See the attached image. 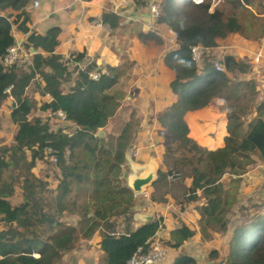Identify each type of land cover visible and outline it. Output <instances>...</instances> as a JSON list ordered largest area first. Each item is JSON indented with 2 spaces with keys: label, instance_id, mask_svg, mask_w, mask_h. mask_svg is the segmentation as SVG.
<instances>
[{
  "label": "trees",
  "instance_id": "trees-1",
  "mask_svg": "<svg viewBox=\"0 0 264 264\" xmlns=\"http://www.w3.org/2000/svg\"><path fill=\"white\" fill-rule=\"evenodd\" d=\"M35 1L0 0V105L8 99L6 91L10 89V121L16 128L13 141L0 145V264H61L80 237L89 239L96 232L106 264H128L139 249L144 254L149 252L152 240L163 228L162 218L137 228L132 220L136 197L126 182L124 166L141 119L133 111L116 135L106 132L99 137L98 132L107 129L127 100V88L121 87L129 81L128 72L135 63L128 64L123 56L118 66L99 67L85 64V53L67 57L58 54L59 27H51L45 34L29 28L26 10ZM134 1L146 5L149 0ZM158 3L157 25L177 34V44L164 57L165 66L175 75L170 89L177 100L157 115L162 136L185 153L173 159L171 169L188 170L190 177L195 173L194 180L208 187L218 185L226 174L232 175L229 187L221 194H199L190 186L175 204L183 211L189 204L208 201V206L198 208L202 232L206 237L207 231L225 234L229 214L241 193V176L253 164L251 156L238 149V142L252 144L264 163V99L257 95L254 100L248 83L230 77L249 73L247 64L229 55L222 62L225 71L218 72L208 54L229 35L250 39L262 32L264 5L258 0H224L212 11V0ZM101 22L112 32H127L145 46L163 43L157 30L146 31L139 22L124 23L109 9ZM14 27L26 35V48L36 53L30 61L5 66L2 60L15 44ZM196 46L204 49L201 63L193 59L192 49ZM71 65L75 66L73 71ZM93 73L99 74L98 79L92 78ZM34 83L44 97H49L40 106L28 95ZM217 100L223 102L227 115V136L223 147L209 150L190 136L186 115L210 107ZM36 109L39 114L63 112L65 126L54 129L50 120L41 116L31 121ZM51 155L57 160L53 163L55 188L50 174L40 178L34 173L38 162H51ZM171 169L159 170L157 181L173 178ZM17 193L20 201L13 204L11 199ZM121 222L123 229L118 231ZM195 235V230L182 223L171 231L166 244L177 250ZM172 264L197 261L181 255ZM226 264H264L263 211L234 230Z\"/></svg>",
  "mask_w": 264,
  "mask_h": 264
},
{
  "label": "crops",
  "instance_id": "crops-1",
  "mask_svg": "<svg viewBox=\"0 0 264 264\" xmlns=\"http://www.w3.org/2000/svg\"><path fill=\"white\" fill-rule=\"evenodd\" d=\"M36 1L39 3L37 7H34L32 3L26 10L30 17L29 28L39 34H45L49 28L59 27L61 34L59 38L60 44L56 50L58 54L67 57L72 53H85L84 63H95L99 67L109 64L118 66L121 64L123 56H128L131 61H134L135 64L128 72L131 77V92L127 99L139 111L138 115L141 116V123L138 128L137 138L126 154L125 179L128 186L132 189L131 185L135 179L144 178L150 173L155 175V180L151 185L145 186L142 193L135 195L134 228L158 218L163 219V225L165 221H172L174 219V211L169 210L174 206L173 200L163 208L158 207L155 202L150 200V197L156 192L155 185H158V171L167 172L172 167L171 164L174 158H181L185 155L182 149L172 146L170 141L162 136L163 129L157 121L159 112L171 106L177 100V97L172 94L170 89V83L174 80L175 75L164 64V57L169 48L165 44L162 47L160 46V48L145 46L137 38L132 40V46L121 47L116 39V32H112L106 25H103L101 18L104 11L109 9L118 13L124 23L139 22L146 31H159L167 28L157 25L156 19L149 12L148 2L144 5L134 0H98L94 2H83L81 0ZM128 16H130L131 20H129ZM117 34L131 38L127 32L123 34L117 32ZM158 35L162 37L159 33ZM164 35L162 39L167 41L168 34L164 33ZM13 36L15 40H26V35L19 32L16 27L13 29ZM232 39H226V42H231ZM253 46L254 44L245 40L244 46L240 48L250 57L252 64V71L246 74L245 80L240 81L249 84L248 89L251 91L254 100L258 96L264 99V43L258 49H254ZM227 47L229 46H225V48ZM236 56L235 54L234 57ZM44 98L49 100L48 96ZM186 121L190 128V136L201 146L209 150H216L224 146L225 137L227 136L226 113L215 112L212 107H207L188 113ZM64 123L66 124V122ZM238 149L248 153L251 159L256 162L247 168L246 173L241 176L242 179L250 176L256 167H264V163L259 159L252 144L245 140H240ZM135 152H138L137 156H134ZM37 166L38 170L35 168L34 173L40 178H45L48 174L40 171V168H43L41 167L42 165L37 164ZM229 176L232 175L226 174L220 183L213 187L205 186L200 181L196 182L192 178L184 184V188L194 186L198 189L199 194L203 191L208 196L217 193L221 194L227 189L228 181L226 179ZM49 177L50 182H54L52 187L55 188L57 186L56 178L52 174ZM171 178L168 176L162 182H171ZM179 179L178 175L174 181ZM208 204L209 202L206 201L204 206H208ZM175 208H177L176 204ZM202 229L200 227L201 233H203ZM207 234H210V232L207 231ZM203 235L205 236L204 233ZM99 240V232H96L89 239L80 237L78 242L82 241V243L89 244V246H97L98 248Z\"/></svg>",
  "mask_w": 264,
  "mask_h": 264
},
{
  "label": "rangeland",
  "instance_id": "rangeland-1",
  "mask_svg": "<svg viewBox=\"0 0 264 264\" xmlns=\"http://www.w3.org/2000/svg\"><path fill=\"white\" fill-rule=\"evenodd\" d=\"M223 1L224 0H212V11L216 7H220ZM260 3L264 5V0H258V4ZM261 16L263 17V15ZM157 32L162 35V37L165 36L164 33L168 34L167 36L169 37L167 29L159 31L157 30ZM168 37L167 41L163 40L162 45L156 47L160 48V46L162 47L164 46V44L167 45L168 48L173 47L169 43ZM116 39L118 41V44H120L121 47L125 48L127 46H132V40H134L135 38H126L124 35L122 36L116 33ZM226 39L232 40L231 42H226ZM226 39L219 40L218 46L209 52L208 57L211 58L215 64L218 62H223L225 57L229 55L234 56L236 54L237 59L247 64L249 67V71H252L250 57H248L245 54L246 52L241 50L240 48L244 46L245 40H247L248 42L254 44V49H258L262 45V43H264V30L262 32L256 33L250 39H245L239 34L229 35ZM225 46L229 47L225 48ZM130 61V58L127 56V63L130 64ZM74 67L75 66L71 65L70 70L73 71ZM79 67L84 68V65H80ZM230 77L233 79V81L246 79V75H240L237 73L230 74ZM130 78L127 84H124V86L121 87L122 90L127 88L128 95H130L131 92ZM28 95L36 100L38 106L42 105V103H44L45 101V98L42 94V89L38 88L37 84L35 83L30 86ZM131 103L132 102L128 99L124 102L118 115L111 120L109 126L105 131L102 130L104 135L106 132L116 135L133 111H136L135 113L139 118L141 117L140 115H138L139 111ZM222 105L223 102L221 100H217L210 107H212L215 112L225 113ZM11 111L12 102L7 99L4 103H2V105H0V145L3 143H11L16 133V128L10 121ZM39 116L43 117L45 120H50V123L52 126H54V129L65 126V123L61 122L57 118V116L48 113L39 114L38 109L33 112V114L30 116V119L32 121L34 118ZM255 163L256 162L253 161V164ZM37 164L42 165L41 167L43 168H40L41 172L48 175L52 174L53 177L56 175V168L53 163L41 161ZM36 169L38 170V166H36ZM171 170H173L174 172V177L171 178V182L167 183L157 181L158 185H155L156 192L150 197V200L152 202H155L158 207H166L171 200H173L174 205L169 210L174 211V219L169 222L165 221L163 228L153 239V241L159 244V247L163 248L167 252L165 260L155 264H172L174 259L181 255H188L195 258L197 264H226L229 242L234 230L237 227H241L247 222L251 221L261 211L264 212V167H256V169H254L253 173L250 174V176L242 179L241 193L239 195L238 203L233 208V211L229 214L230 224L227 233L217 235H212L210 233L207 237L200 232V225L198 223L200 219L198 208L203 207L206 204V201L204 199L185 206L183 211H180L179 207L175 208V200L185 195L186 188H184V184L187 183L188 180L192 179L195 173H193V175L190 177V173L188 170ZM194 172L196 171L194 170ZM178 175L180 179L174 181V179ZM231 178L232 176H229L226 179V181H228L227 188L230 185ZM51 184H54V182H51ZM11 201L13 204L18 203L20 201V195L17 193L11 199ZM132 220L133 222H135L134 217ZM122 223L123 222L120 223V226L117 229L118 231H122ZM182 223L188 224L193 230H195L196 235L192 239L186 241L181 248L177 250L171 249L167 246L166 242L170 239L171 231L177 227H180ZM0 228H3V224L1 222ZM61 264H106V260L105 256L97 248V246H89V244H86L84 242L82 243V241H77L74 250L65 257L64 262Z\"/></svg>",
  "mask_w": 264,
  "mask_h": 264
},
{
  "label": "built area",
  "instance_id": "built-area-1",
  "mask_svg": "<svg viewBox=\"0 0 264 264\" xmlns=\"http://www.w3.org/2000/svg\"><path fill=\"white\" fill-rule=\"evenodd\" d=\"M196 1H199V0H196ZM158 2L159 0H149L148 1L149 12L152 15V17H154L155 19L159 15V3ZM33 5L34 7H37L39 5L38 1H35ZM128 17H129V20H131L130 16ZM168 33H169V37H168L169 43L172 46H175L177 44V34L170 29H168ZM203 52H204V49L202 47L200 46L193 47L192 53H193V59L195 62L201 63ZM35 53L36 51L34 49L26 48L25 40H15V44L7 50V54L3 58L2 62L4 63L5 66H11V65H14L15 63L30 61L31 57ZM215 69L218 72L225 71L222 65V62L215 63ZM98 77H99L98 73L92 74L93 79H98ZM6 92L9 94L8 100L12 102L13 97L10 95V89H8ZM55 116H57V118L60 119L62 122H66V116L63 112H58ZM48 153L51 154L52 151L49 150ZM137 155H138V152H135L134 156H137ZM50 161L52 163H55L57 161L54 155H51ZM152 242L150 244V250L147 254H144L142 250L139 249L138 253L129 261L128 264H155V263L164 261L167 255L166 250L159 247V244H157L155 241L152 240Z\"/></svg>",
  "mask_w": 264,
  "mask_h": 264
},
{
  "label": "water",
  "instance_id": "water-1",
  "mask_svg": "<svg viewBox=\"0 0 264 264\" xmlns=\"http://www.w3.org/2000/svg\"><path fill=\"white\" fill-rule=\"evenodd\" d=\"M98 136L99 137H103L104 133L102 130H100L98 132ZM155 180V175L153 173L148 174L146 177L144 178H137L132 182V191L135 195H138L140 193H142L143 188L145 186L151 185V183Z\"/></svg>",
  "mask_w": 264,
  "mask_h": 264
}]
</instances>
